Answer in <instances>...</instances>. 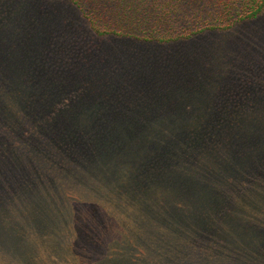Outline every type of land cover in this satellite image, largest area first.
I'll list each match as a JSON object with an SVG mask.
<instances>
[{
    "label": "trees",
    "instance_id": "1",
    "mask_svg": "<svg viewBox=\"0 0 264 264\" xmlns=\"http://www.w3.org/2000/svg\"><path fill=\"white\" fill-rule=\"evenodd\" d=\"M67 1L0 0L1 264H264V84L241 87L257 74L242 68L222 93L227 72L169 46L261 20L264 0ZM72 5L97 36L166 45L140 62L156 79L123 80L141 54L119 53L120 41L83 28L70 40ZM205 88L216 99L203 113L169 112ZM177 169L185 183L173 189ZM179 187L205 205L148 200L149 189ZM238 242L246 259L233 255Z\"/></svg>",
    "mask_w": 264,
    "mask_h": 264
},
{
    "label": "rangeland",
    "instance_id": "2",
    "mask_svg": "<svg viewBox=\"0 0 264 264\" xmlns=\"http://www.w3.org/2000/svg\"><path fill=\"white\" fill-rule=\"evenodd\" d=\"M63 4L66 6L70 5V3L67 0H63ZM72 7L74 9L76 8L73 5ZM74 13L76 14V17L78 20H76L77 21L76 23L75 21L71 22V25H72L71 28L68 26V28L70 29V33H67V34L70 35L69 36L70 40L78 39L80 37L79 33L80 31H82V28H83V30L88 34L89 37L96 39L97 41H100V42H107V40H116L117 42L120 41L121 43H116L119 46H121L119 49L120 51L119 53H126V55H128V57L130 58L131 56L137 57V55L141 54V56H139L136 61L129 63V64H125V67L128 66L129 69L135 68L136 70L131 71L126 67L127 72L123 75V80L129 84L135 81V83L132 85L140 84L144 88H146V86H148V84L151 82V79H156L155 74L153 76H148V68H146V63H143V62L140 63V62L144 56H147L145 58L146 62H148L149 60L151 61V59L154 57L153 56L154 54H152V49L155 48L156 46H157V49L158 48L160 49L161 47H163L161 49H165L167 47L166 45L143 43L137 40L122 39V38H118L115 36H97L95 33L91 31L84 16L77 8L75 9ZM76 27H78V31H76ZM204 35L205 36L207 35L205 40H202L203 37H200L198 35V37L196 38L194 37L193 39L189 41L187 40V41L174 42V43H171L169 46L176 54L181 51L183 53L185 52L192 53L193 51H195L196 54L198 55L199 64H206L207 61H210L212 62L213 67L216 66L217 69L223 70L225 73L227 72L229 83L228 81L223 82L219 86V91H221L222 93L226 91L229 92L230 90L236 89L235 87L233 88V84L236 83L235 79L234 80H230V79L234 76L233 71L242 69V68H255L257 74L255 76L253 74V71L248 69V73L252 75L254 78H251L246 75L242 76L244 83L243 82L237 83L241 87H243V85H246L252 81H255L257 83L263 82L264 84V60L261 58L264 55V17L261 20L255 21L254 23H247L243 25L240 29L236 30L233 33L226 34L225 32L217 31L214 33L213 32L208 33V34L205 33V34H202L201 36H204ZM64 39L65 41L69 40V38H64ZM199 39H201L200 43H198ZM182 42H184V44L185 43L191 44L192 42L193 44L185 46V45H181L183 44ZM77 48L81 51L83 49V46L77 45ZM101 48L99 50H101ZM86 54H83V55H86ZM70 57L74 59H72L71 61L69 60L68 61L69 63H72L73 65H81V66L86 65V64H79L80 61L76 57L72 55ZM75 59H77V61ZM218 62L220 63L222 62V64H216ZM232 62H234V64H231ZM139 64H143V65H141L139 69L137 70V67ZM137 71L139 74L136 73ZM166 77H168L167 73L162 76L161 80L167 79ZM237 84H236V87H237V90H239ZM143 87L140 89V93H144ZM205 92H206V98L203 100H198L195 98L191 100H185V97H183L177 108H175L174 105L171 104L170 106L171 109L169 110V112L172 114L173 113H179V114L184 113L183 115H185L186 113H188V115H194L196 114L195 112L197 110V112H199L200 114L203 113L205 106L209 107V104H211V99L213 100L216 99V98H211L210 96V94L215 95L216 90H210L208 88L207 89L205 88ZM235 93H233V95H235ZM145 94H146L145 101L148 102V100H150V95L148 96V91L145 92ZM158 111L165 114L166 108H158ZM241 112H242L241 115H243V118L247 120V117H248L247 115H250L248 110L246 108H242ZM250 112H252L254 115H257L259 111L257 108H254ZM176 174H178L180 177L174 178L173 189H175V187L177 186L176 184L184 186V183H185V177H184L183 172L177 169ZM205 183L206 182H203V185H205ZM14 191H17V190H14ZM175 191L176 193H174ZM184 191L185 189L180 188V187L177 190L169 189L168 191H166L165 189L163 190L161 188L157 190L149 189L147 196H148V200L153 199V201L159 202V205L162 206L163 209L164 208L165 209H177L178 212L201 208L203 205H205L204 201L206 199L205 198L206 195H203L201 197H198V196L196 197V195L193 194L195 196H193V198L190 197V199H188L186 198V196L183 197L181 195L184 193ZM20 194H22L21 191H19V195ZM136 195L137 197L139 196L138 194ZM192 212L194 213V210ZM195 214H194L195 215L194 219L197 221V223H199L201 220V217L199 213L195 212ZM111 223L113 222L111 221ZM129 228L131 229V227ZM220 229L224 230L225 228H220ZM111 230L112 229H110L109 231ZM216 242L219 244H225L224 242L220 240H216ZM226 245L227 247L229 246L235 247V243L233 244L226 243ZM247 246L250 249V246L247 245L246 242H238L237 248H236L238 253L236 251H234L233 253L232 251L233 255L242 254L243 255L242 258L246 259L247 257L245 256V252L246 250H248ZM146 247H147V244L144 245V248ZM6 260H7L6 254L0 255V264L4 263Z\"/></svg>",
    "mask_w": 264,
    "mask_h": 264
}]
</instances>
